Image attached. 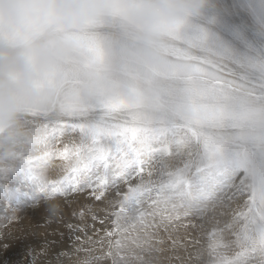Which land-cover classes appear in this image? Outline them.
I'll return each instance as SVG.
<instances>
[{
    "label": "bare ground",
    "instance_id": "obj_1",
    "mask_svg": "<svg viewBox=\"0 0 264 264\" xmlns=\"http://www.w3.org/2000/svg\"><path fill=\"white\" fill-rule=\"evenodd\" d=\"M186 3L151 51L118 14L103 86L0 124V264H264V135L224 132L264 96V0Z\"/></svg>",
    "mask_w": 264,
    "mask_h": 264
},
{
    "label": "clouds",
    "instance_id": "obj_2",
    "mask_svg": "<svg viewBox=\"0 0 264 264\" xmlns=\"http://www.w3.org/2000/svg\"><path fill=\"white\" fill-rule=\"evenodd\" d=\"M186 0H0V124L26 112L47 114L103 86L112 37L101 29L118 14L139 29L142 51L159 44L163 25Z\"/></svg>",
    "mask_w": 264,
    "mask_h": 264
},
{
    "label": "rangeland",
    "instance_id": "obj_3",
    "mask_svg": "<svg viewBox=\"0 0 264 264\" xmlns=\"http://www.w3.org/2000/svg\"><path fill=\"white\" fill-rule=\"evenodd\" d=\"M242 45L243 44L240 42L239 46H241V48L243 47ZM243 51L245 53L247 51L246 48L245 49L243 48ZM251 52H252V59L254 61H257L259 63V65H263L264 66V62H263L264 61V57H263L264 56V50L261 49V50L256 51L255 50V44L252 43ZM255 52H257V53H255ZM251 64H252V67L255 68V66H254L255 62L252 61ZM259 67H261V66H258V69H260ZM247 78H249V77H247ZM244 79L246 80V78H244ZM250 79H252V81H255V78L253 76ZM250 84H252V83L250 82ZM235 92H239L238 89L235 88ZM240 94L241 95H240V97L238 99V104H235V100L237 99V97H236V99H235V97L232 98L231 96L230 97L228 96L229 99H228L227 96L224 97V103L226 105L227 104L231 105L232 101L235 104V108H232V112L235 114V116L234 115L230 116V121L228 122V127H224L225 128L224 132L229 134V135H226V136H228V138H229V136L231 134L236 132V136H238V142L237 143H239V140L245 141V140L251 138L252 137L251 135H252L253 132L261 131L259 134L260 135H264V125H263L264 124V122H263L264 121V111H262V110H264V104H263L264 103V101H263L264 96L263 95H258V93H253L252 94L250 92H248L247 94H245L243 92H240ZM253 97H255L256 100ZM246 98H251L252 99V107H253V108H251L252 112H251V110H245V107L250 104V100H248ZM254 105H255V107H254ZM253 112H255V113H253ZM253 116L255 118H253ZM253 123L254 124H258V126L255 127L253 125ZM251 131H253V132L251 133ZM220 135L221 134L216 135L217 139L214 138L215 135H210V136H208V138H209L208 140L209 141H206V142L210 143L214 139H216L217 141H221V139H223L224 136L223 135L220 136ZM226 136L224 137V139H227ZM211 144H213V143H211ZM216 144H217L216 147H219L220 143H216ZM240 149H242V147ZM117 179L119 180V178H117ZM112 181H113L112 184H115V180H112ZM104 190H106V188H104Z\"/></svg>",
    "mask_w": 264,
    "mask_h": 264
}]
</instances>
